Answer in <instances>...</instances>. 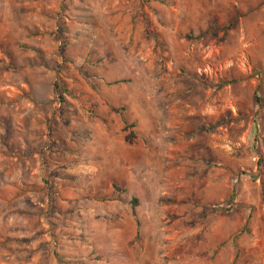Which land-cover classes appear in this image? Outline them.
I'll use <instances>...</instances> for the list:
<instances>
[{
  "label": "rangeland",
  "instance_id": "obj_1",
  "mask_svg": "<svg viewBox=\"0 0 264 264\" xmlns=\"http://www.w3.org/2000/svg\"><path fill=\"white\" fill-rule=\"evenodd\" d=\"M256 97L264 0H0V264L92 248L72 219L108 152L117 183L174 193L197 257L264 264Z\"/></svg>",
  "mask_w": 264,
  "mask_h": 264
},
{
  "label": "crops",
  "instance_id": "obj_2",
  "mask_svg": "<svg viewBox=\"0 0 264 264\" xmlns=\"http://www.w3.org/2000/svg\"><path fill=\"white\" fill-rule=\"evenodd\" d=\"M262 106L255 104L263 121ZM109 153L100 157V164L94 169L96 173L111 175L115 185L111 182L103 188L94 185L90 189L78 186L81 192L76 198L81 209L76 212V220L72 219L75 227V222L80 221L92 248L71 244L65 255L75 258L76 264H213L211 249L204 247L203 256L197 257L196 247H191L197 230L182 226L189 215L184 214L180 201H175L174 193H158L142 182L117 183L115 178L121 179L133 168ZM11 186L16 189L14 184ZM123 196L128 198L124 203ZM67 206L71 207L68 203Z\"/></svg>",
  "mask_w": 264,
  "mask_h": 264
},
{
  "label": "trees",
  "instance_id": "obj_3",
  "mask_svg": "<svg viewBox=\"0 0 264 264\" xmlns=\"http://www.w3.org/2000/svg\"><path fill=\"white\" fill-rule=\"evenodd\" d=\"M240 80H241V77L239 78V80H233V81H230V82H228V83L230 84V83H232V82H236V81H240ZM255 104H256V105L259 104V99H257V97H256Z\"/></svg>",
  "mask_w": 264,
  "mask_h": 264
}]
</instances>
